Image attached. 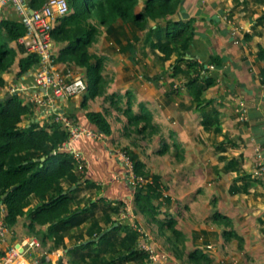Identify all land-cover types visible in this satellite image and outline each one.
Wrapping results in <instances>:
<instances>
[{
    "label": "rangeland",
    "instance_id": "obj_1",
    "mask_svg": "<svg viewBox=\"0 0 264 264\" xmlns=\"http://www.w3.org/2000/svg\"><path fill=\"white\" fill-rule=\"evenodd\" d=\"M144 1L140 0L136 6L137 13L144 11ZM183 8L194 18L195 29L208 38L205 42L209 46L205 52V46L198 47L199 40L196 39L186 58L197 64L189 70L186 63L178 61V55L166 60L163 54L153 49L149 32L157 25L165 26L164 20L137 23L131 18H119L111 24H103L88 15L87 22L96 27L89 52L96 57L94 62L102 59L104 82L101 84L102 94L93 96L85 91L75 97H79L81 105L85 103L82 106L84 114L90 111L106 114L112 126V136L98 132L94 138L101 135V145L106 144L113 158L127 170L133 165V176L142 178L143 182L138 184L139 179L129 177L130 191L124 182L110 181L111 188L120 185L121 189L114 188V193L103 185L83 187L75 194L74 210L84 209L105 197L112 201L121 197L124 202L109 205L101 202L90 212L91 219L56 238L49 236L48 227L30 228L29 215L19 218L13 227L8 228L11 244L20 243L27 237H36L42 244L40 249L27 252L26 260L41 264H92L94 255L89 252L73 255L70 250L81 239L89 240L87 231L91 226L101 224L105 229L128 226L137 232L138 246L147 252L152 264H264V122H252L244 105L228 101L230 80L227 82L220 72L226 64L223 62V67L218 70L211 60L213 55L220 57V50L228 52L229 58L244 50L241 28L236 27L238 35L228 29L229 23L235 21L229 0H185ZM10 10V7L0 5V21L9 17ZM179 17L181 13L173 18ZM227 34H231L230 39ZM62 46L54 40L52 54L56 57L58 72L69 76L71 80L68 82L77 77L89 82V70L79 66L72 55L60 58ZM29 54L28 50L18 54L8 72L12 74L8 77L10 86L21 80L22 77L18 78L19 63ZM178 66H185V71L176 74ZM203 67L217 80L205 90L203 99L199 101L188 84L199 75L206 74ZM39 68L38 64L28 73L34 80L27 84L31 91H20V94L27 104L40 108L42 112L41 107H47L49 102L54 104L56 100L52 96H44L36 101L38 92L34 84ZM254 89L259 90L264 98L262 78L261 84ZM231 95L242 97L238 90ZM129 98H132L133 113H140L139 105L142 103L152 113L160 131L149 129L144 132V123L136 125L129 122L124 112ZM234 105L235 108L232 107ZM222 110L224 119L229 116L233 120H220L217 115L218 120H212L210 128L203 126L206 113L219 114ZM43 112L46 113L43 118L41 113L28 115L24 124L37 116L45 120V128L50 124L60 125L70 139L71 126H82L80 120H86L85 116L79 118L56 107H52L51 112L46 109ZM64 120L71 125L65 124ZM218 128L220 132L216 131ZM71 149L74 159L80 157L81 160L75 159L77 173L81 175L86 170L89 175L86 160L74 147ZM133 156H137L142 164L138 171ZM154 177L160 178L162 192L161 196L148 203L143 198L139 199L137 191L143 186L146 192ZM38 202L31 199L26 210L34 208ZM150 206L157 211L149 212ZM0 207L4 222L7 210L1 203ZM109 216L111 221H108ZM170 219L175 220L174 228H167L164 224ZM126 234L127 231L122 230L118 237ZM196 252H202L204 256L193 260L191 256ZM109 257L107 254L106 258Z\"/></svg>",
    "mask_w": 264,
    "mask_h": 264
},
{
    "label": "trees",
    "instance_id": "obj_2",
    "mask_svg": "<svg viewBox=\"0 0 264 264\" xmlns=\"http://www.w3.org/2000/svg\"><path fill=\"white\" fill-rule=\"evenodd\" d=\"M46 1L30 0L29 4L32 9L38 10ZM67 2L70 13L54 29V40L63 45L60 49V58L72 55L79 66L89 70L91 77L88 82L90 86L88 93L91 95L102 94L101 84L104 78L101 74L102 59L94 62L96 57L89 52L96 27L87 22L88 15L103 24H111L119 18H131L137 23L164 20L165 26L157 25L149 32L153 49L163 54L166 60L178 55V61L186 63L187 70L196 67L197 62L186 58L187 52L193 49L197 32L193 24L194 18H191L183 8L185 0H145V9L142 13L136 12L140 0H67ZM10 9L12 13L9 17H3L0 21V88L7 86L4 75L14 66L18 54L27 50L20 42L26 29L20 22L16 10L12 7ZM178 13H181V17L174 19ZM259 59L264 61V47L261 45ZM211 60L218 70L223 67V58L213 55ZM39 63L40 58L35 54L22 58L18 78L27 75ZM183 67L185 66L176 67L175 73L184 72ZM203 70L206 74L199 75L188 84L189 89L196 93L195 99L199 101L205 90L212 87L217 80L216 76L210 75L204 67ZM261 77L264 83V68ZM114 98L111 97L112 100ZM113 103L117 104L116 101ZM82 106H85L84 102ZM127 106L124 112L131 124L144 123L142 129L144 132L149 129L160 131L154 123L152 113L143 104L139 105L140 113L137 114L132 111V98L128 99ZM36 113V108L27 104L20 92H16L10 98L0 99V203L7 210L4 224L8 228L13 227L19 218L29 215L30 228L48 227L49 236L56 238L86 223L92 217L90 212L93 208L99 207L101 202L109 205L122 204L124 201L111 202L105 197L93 201L84 209L74 210L75 194L84 186H94L95 183L88 178L86 170L81 175L77 173L78 167L72 152L63 148L69 134L62 131L60 125L50 124L48 128H41L34 122L29 128L21 126L28 115ZM217 115L211 111L206 113L203 126L210 128L211 121L218 120ZM85 119L93 125L95 131L107 137L113 134L106 114L88 112ZM216 131L220 132V129ZM133 161L138 171L142 164L137 156H133ZM74 186L77 188L71 191ZM147 186L146 192L143 186L137 188V196L150 203L151 199L161 196L160 178L154 177ZM31 199L39 201L38 205L26 210ZM151 211L157 210L150 206L149 212ZM108 221H111L110 216ZM174 222V219H170L164 224L167 228H174ZM122 230H126L127 234L118 237ZM87 236L89 240L81 239L74 249L70 250V254L89 252L90 255H94L92 264H152L147 252L138 246L139 234L131 231L128 226L121 228L112 226L105 229L101 224H95L88 229ZM107 254L109 258H106ZM3 255L4 253H0V256ZM201 256H204L202 252H196L191 258L199 260Z\"/></svg>",
    "mask_w": 264,
    "mask_h": 264
},
{
    "label": "crops",
    "instance_id": "obj_3",
    "mask_svg": "<svg viewBox=\"0 0 264 264\" xmlns=\"http://www.w3.org/2000/svg\"><path fill=\"white\" fill-rule=\"evenodd\" d=\"M229 4L233 7L231 15H234L233 18L235 21L229 23L228 29L230 32L232 31L233 34L238 35L240 33L235 32L236 27L241 28V44L242 47H244V50L240 51L235 55V57L231 58L228 57V52H223V50H220L222 52H218L226 64V67L223 70H220V72L222 73L223 77L227 78V82L230 80L227 86V88H229L227 99L232 104L233 102H236L235 105H239L240 102V105H244L247 109V114L252 122H256V124L262 123L264 122V98L259 94V90L254 88L261 84L262 69L264 68V61L259 59V46L261 45L264 47V0H229ZM216 19L217 18H214V20ZM196 32L197 39L199 40L198 47L202 48L205 46L204 50L206 52L209 46L207 44L208 42L205 41H208V38H204L205 34H201L198 32V30H196ZM224 33L226 32H222V34ZM227 36L230 39L231 34H227ZM243 58H245L244 61H242ZM9 75L12 74L8 73L4 75V78L8 84L5 88H0V99L10 98L13 94H15V90L16 92L17 90L23 92L26 90L31 91V86L27 85L34 81L32 76H29L30 74H27L26 77H22L17 84L12 86L9 84ZM230 78H232V80ZM236 90H238V93H240L242 97H234V95H231L232 92ZM201 99H203V95L201 96ZM51 101L53 102V100ZM54 101V104L49 102L47 103V107H41L42 112L40 111V108H37L36 115L41 113L40 116L44 117V114L46 113L43 112V109L51 112L52 107H56V109L59 108L65 113L75 114L79 116V118L85 116V112H83L84 109L82 108L79 97L66 100L54 99ZM242 102H244V104H242ZM235 105L232 107L235 108ZM223 114V110L218 114L220 120H233L229 116H227L228 118L224 119L222 117ZM34 122L38 123L41 128L46 127L45 120H40L37 116H34V118L30 120L28 124H24L23 122L21 126L29 128ZM80 122L87 129L96 133L99 132L95 131L94 128H92L93 125L87 120H80ZM258 128L260 127L258 126ZM258 128L254 129L257 130ZM101 139V135H99L97 139L82 136L73 143L74 146L72 147H74L83 156V159H85L88 164V178L95 183V187L103 185L104 188L111 193H114V188H120V185L111 188V182H114L115 180L127 184V189L131 191V182L129 181V177L127 175V167L118 162V159H114L109 152L107 145L103 144L106 148L105 150L103 145H101L102 143L99 142ZM129 198H131V196ZM110 199L108 198L109 201ZM117 200H123V198L119 197ZM114 201L111 199V202ZM3 209L4 207L2 210ZM2 220L3 216L0 207V223ZM20 243L12 245L8 235L6 241L0 244V251H8L10 247L14 245L18 246Z\"/></svg>",
    "mask_w": 264,
    "mask_h": 264
},
{
    "label": "built area",
    "instance_id": "obj_4",
    "mask_svg": "<svg viewBox=\"0 0 264 264\" xmlns=\"http://www.w3.org/2000/svg\"><path fill=\"white\" fill-rule=\"evenodd\" d=\"M29 1L30 0H0V5L3 7L9 6L16 10L20 16V22L26 29V33L20 42L29 53L35 54L40 58V68L36 72L38 76L34 84V89L38 92L35 96L36 101L44 96H52L57 100H66L82 92L89 91V83L81 77H77L73 79L72 82H68V79H71L69 76H65L58 72L55 65L56 57L52 54L54 29L60 25L64 18L70 13L67 0H47L38 10L32 9ZM18 91L20 90H17V92ZM14 92L16 93V90ZM64 121L65 124L71 125L68 120ZM70 133L71 137L69 141L63 145V148L69 151H72V143L80 137L85 136L94 138L97 136L96 132L84 126H71ZM79 158L80 157H75L78 162L81 161ZM128 169V177H133L135 180L139 179L138 184L143 182L142 178L140 179L133 176V165L128 166ZM8 235L9 229L2 221L0 223V244L6 241ZM19 245L20 246L14 245L5 252L0 251V253H4L3 256H0V264H41L39 261L31 262L24 258L27 252L40 249L42 245L41 241L36 237H27Z\"/></svg>",
    "mask_w": 264,
    "mask_h": 264
},
{
    "label": "water",
    "instance_id": "obj_5",
    "mask_svg": "<svg viewBox=\"0 0 264 264\" xmlns=\"http://www.w3.org/2000/svg\"><path fill=\"white\" fill-rule=\"evenodd\" d=\"M77 188V186H74L72 189H71V191H74L75 189ZM65 194H67V193H65ZM89 242H85V244H88ZM18 246H20V245H18Z\"/></svg>",
    "mask_w": 264,
    "mask_h": 264
}]
</instances>
